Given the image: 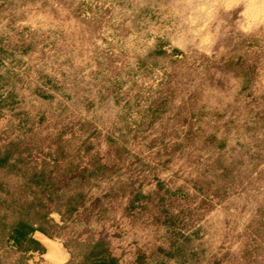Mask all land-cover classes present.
<instances>
[{
	"label": "rangeland",
	"instance_id": "374dc122",
	"mask_svg": "<svg viewBox=\"0 0 264 264\" xmlns=\"http://www.w3.org/2000/svg\"><path fill=\"white\" fill-rule=\"evenodd\" d=\"M4 158L0 264H264V0H0Z\"/></svg>",
	"mask_w": 264,
	"mask_h": 264
},
{
	"label": "trees",
	"instance_id": "16d2710c",
	"mask_svg": "<svg viewBox=\"0 0 264 264\" xmlns=\"http://www.w3.org/2000/svg\"><path fill=\"white\" fill-rule=\"evenodd\" d=\"M222 143H220L221 145ZM223 158H217V164L222 166ZM232 162V161H231ZM8 164L7 158H4L0 166ZM230 162L226 165V169L229 171ZM31 195L28 198V194L23 201L16 204L9 213H3L0 216V245L14 246L16 249L22 252L29 251H41L45 252L43 244L37 240L33 234L35 231V223L40 217L47 214L45 210L46 202L44 200H38V192L36 190H30L27 192ZM83 193H78V199L83 198ZM51 199L53 197L49 196ZM56 198L58 195L56 194ZM73 201V198H70ZM135 203V202H133ZM133 205V204H132ZM40 232V231H39ZM45 233V231H43ZM74 240L66 241L65 246L68 248L67 253H74L72 244ZM77 243V242H76ZM80 245V244H77ZM96 248V245H91L90 249L84 252L83 262L81 264H115L116 258L113 256H94L92 252ZM70 253V254H71Z\"/></svg>",
	"mask_w": 264,
	"mask_h": 264
},
{
	"label": "crops",
	"instance_id": "0c3cea01",
	"mask_svg": "<svg viewBox=\"0 0 264 264\" xmlns=\"http://www.w3.org/2000/svg\"><path fill=\"white\" fill-rule=\"evenodd\" d=\"M33 236L43 244V246L45 247V253L49 252L51 250V248L56 246L55 241L53 239L49 238L44 233L37 231L35 234H33ZM60 245H61L62 249L65 251V255H66L65 259H63V261L61 262V263H64L68 259V253L61 243H60ZM54 264H57V263H54Z\"/></svg>",
	"mask_w": 264,
	"mask_h": 264
}]
</instances>
